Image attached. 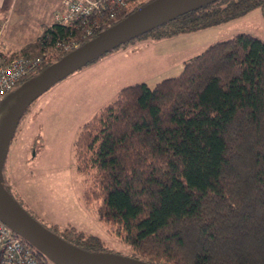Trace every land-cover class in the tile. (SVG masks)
<instances>
[{
    "label": "trees",
    "instance_id": "16d2710c",
    "mask_svg": "<svg viewBox=\"0 0 264 264\" xmlns=\"http://www.w3.org/2000/svg\"><path fill=\"white\" fill-rule=\"evenodd\" d=\"M149 1L125 0L105 27ZM255 5L264 0H208L136 35L197 29ZM77 35L43 21L34 39L14 49L0 42V53L43 55L20 83L69 50L58 40ZM74 155L85 206L127 243V255L154 264H264V37L236 31L185 58L175 74L122 85L82 123ZM49 226L84 249L105 247L92 232Z\"/></svg>",
    "mask_w": 264,
    "mask_h": 264
},
{
    "label": "rangeland",
    "instance_id": "374dc122",
    "mask_svg": "<svg viewBox=\"0 0 264 264\" xmlns=\"http://www.w3.org/2000/svg\"><path fill=\"white\" fill-rule=\"evenodd\" d=\"M52 1L24 3L28 13L37 16L50 8ZM239 30L264 37V5H255L211 26L165 35L162 39L168 42L152 39L149 34L134 35L55 81L27 105L18 119L1 166L7 190L16 198L18 192L21 205L43 226H74L102 239L105 247L94 252L127 254V243L108 231L83 202V174L74 155L78 130L117 95L122 85L140 80L153 84L175 74L185 58ZM167 43L174 46L172 50L160 52ZM47 260L56 264L48 256Z\"/></svg>",
    "mask_w": 264,
    "mask_h": 264
},
{
    "label": "water",
    "instance_id": "95a60500",
    "mask_svg": "<svg viewBox=\"0 0 264 264\" xmlns=\"http://www.w3.org/2000/svg\"><path fill=\"white\" fill-rule=\"evenodd\" d=\"M208 0H151L67 50L0 98V218L58 264H154L127 254L84 249L42 226L1 184V166L19 117L43 90L115 45Z\"/></svg>",
    "mask_w": 264,
    "mask_h": 264
},
{
    "label": "built area",
    "instance_id": "2783aa9c",
    "mask_svg": "<svg viewBox=\"0 0 264 264\" xmlns=\"http://www.w3.org/2000/svg\"><path fill=\"white\" fill-rule=\"evenodd\" d=\"M124 3L125 0H61L53 17L77 28L78 35L57 43L63 49L75 47L81 39L103 29ZM43 60V55L4 56L0 53V98L18 85L20 79L37 70ZM0 264L47 263H44L33 243L0 218Z\"/></svg>",
    "mask_w": 264,
    "mask_h": 264
},
{
    "label": "crops",
    "instance_id": "0c3cea01",
    "mask_svg": "<svg viewBox=\"0 0 264 264\" xmlns=\"http://www.w3.org/2000/svg\"><path fill=\"white\" fill-rule=\"evenodd\" d=\"M24 2H26V0H0V41L4 48H18L23 43L34 39L40 31L41 22L53 20L54 10L61 5V0H53L50 8L46 9L43 14L41 13L35 16L34 14L28 13ZM179 33L180 32H177L168 37L176 36ZM164 37L165 36L152 37V39L163 41L165 40L162 39ZM166 45L167 46H164L159 51L169 53L174 47H168L171 46L168 43ZM17 193L18 192H16V194Z\"/></svg>",
    "mask_w": 264,
    "mask_h": 264
}]
</instances>
